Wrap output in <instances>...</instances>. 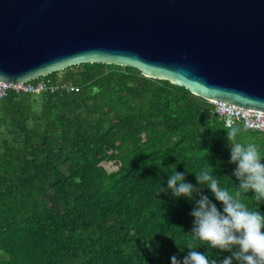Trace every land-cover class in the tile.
I'll return each instance as SVG.
<instances>
[{"label":"trees","instance_id":"16d2710c","mask_svg":"<svg viewBox=\"0 0 264 264\" xmlns=\"http://www.w3.org/2000/svg\"><path fill=\"white\" fill-rule=\"evenodd\" d=\"M42 79L78 90L0 99V264H169L189 244L215 255L189 233L193 205L157 195L175 167L195 185L209 163L234 192L230 127L211 102L131 66L82 63ZM233 126L264 153V132ZM241 199L258 210L251 193Z\"/></svg>","mask_w":264,"mask_h":264},{"label":"water","instance_id":"95a60500","mask_svg":"<svg viewBox=\"0 0 264 264\" xmlns=\"http://www.w3.org/2000/svg\"><path fill=\"white\" fill-rule=\"evenodd\" d=\"M82 63L264 111V0H0V81Z\"/></svg>","mask_w":264,"mask_h":264},{"label":"clouds","instance_id":"9594fccd","mask_svg":"<svg viewBox=\"0 0 264 264\" xmlns=\"http://www.w3.org/2000/svg\"><path fill=\"white\" fill-rule=\"evenodd\" d=\"M242 128L231 126L226 131L228 163L234 165L235 190L222 187L214 167L209 163L194 174L196 184L175 170L166 175L158 194H169L173 199H185L193 207L192 228L189 232L202 247L216 250L215 255L199 251L189 244L183 257L172 255L169 264H264V153L254 143L237 140ZM211 166V167H210ZM251 193L258 210L248 207L242 194ZM227 253V255H223Z\"/></svg>","mask_w":264,"mask_h":264},{"label":"built area","instance_id":"2783aa9c","mask_svg":"<svg viewBox=\"0 0 264 264\" xmlns=\"http://www.w3.org/2000/svg\"><path fill=\"white\" fill-rule=\"evenodd\" d=\"M50 81L37 79L15 84L0 81V99L4 98L10 90H14L17 93L35 95H40L45 92L54 93L61 89L78 90L76 86L63 81H58L56 83ZM209 101L214 106V113L224 121L227 127H231L234 123L241 121L249 129L264 132V111L243 108L215 100Z\"/></svg>","mask_w":264,"mask_h":264},{"label":"rangeland","instance_id":"374dc122","mask_svg":"<svg viewBox=\"0 0 264 264\" xmlns=\"http://www.w3.org/2000/svg\"><path fill=\"white\" fill-rule=\"evenodd\" d=\"M62 73H63V71H60V72H59V76H61ZM42 80H43V79H42ZM105 166L107 167V169H108L109 172H112V171L116 170L115 166L112 165V164H105Z\"/></svg>","mask_w":264,"mask_h":264}]
</instances>
